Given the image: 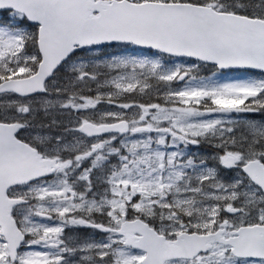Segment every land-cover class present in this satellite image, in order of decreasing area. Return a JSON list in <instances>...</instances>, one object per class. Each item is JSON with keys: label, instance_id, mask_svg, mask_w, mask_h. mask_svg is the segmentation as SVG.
Masks as SVG:
<instances>
[{"label": "snow or ice", "instance_id": "snow-or-ice-1", "mask_svg": "<svg viewBox=\"0 0 264 264\" xmlns=\"http://www.w3.org/2000/svg\"><path fill=\"white\" fill-rule=\"evenodd\" d=\"M0 264H264V0H0Z\"/></svg>", "mask_w": 264, "mask_h": 264}]
</instances>
